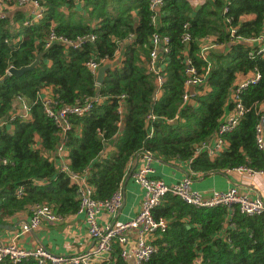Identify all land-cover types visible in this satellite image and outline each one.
Masks as SVG:
<instances>
[{
  "label": "trees",
  "instance_id": "1",
  "mask_svg": "<svg viewBox=\"0 0 264 264\" xmlns=\"http://www.w3.org/2000/svg\"><path fill=\"white\" fill-rule=\"evenodd\" d=\"M39 1L45 10L38 20L25 23L28 16L20 6H10L0 16V223L8 224L9 217L20 211L29 214L36 202L63 215L78 209L76 186L53 157L61 141L70 167L86 172L97 198L109 197L118 188L143 148L164 161L186 160L231 105L236 74L253 68L261 78L242 92L247 110L226 134L228 147L213 158L200 152L189 166L202 174L240 164L264 168V152L254 135L264 103V55H249L251 46L229 41L226 30L229 16L237 25L236 34H259L264 30V0H206L198 7L188 0H163L155 23L149 0ZM7 2L12 5L14 0ZM244 14L249 18L240 19ZM52 28L68 37L90 32L94 39L76 48L59 42L44 47ZM154 31L169 37L168 50L159 56L165 63L159 95L152 94L155 74L147 66ZM185 33L190 34L188 40L183 39ZM205 36L225 46L210 50L207 90L196 95L195 103L181 105L184 58L197 70L204 69L199 41ZM39 53L33 68L21 74L7 71L30 64ZM90 57L113 62L100 84L85 64ZM43 88L50 89L57 107L81 103L86 97L92 98L91 106L82 114L69 113L70 125L61 133L37 96ZM21 99L29 105L28 117L20 115ZM150 111L157 117L151 120L153 132L147 137ZM153 215L165 217L167 227L154 232L155 249L139 264H264V211L248 215L237 206L231 212L224 204L196 206L167 193ZM3 263L37 261L29 256L14 263L6 256ZM112 263H123L117 244L109 259L94 264Z\"/></svg>",
  "mask_w": 264,
  "mask_h": 264
},
{
  "label": "built area",
  "instance_id": "2",
  "mask_svg": "<svg viewBox=\"0 0 264 264\" xmlns=\"http://www.w3.org/2000/svg\"><path fill=\"white\" fill-rule=\"evenodd\" d=\"M206 0H188L193 7H198ZM163 0H149V7L152 10V20L157 22V12L160 9ZM22 7L28 16L25 23L38 20L42 17L45 6L39 0H14L12 5H9L7 0H0V16L7 13L8 8ZM227 9V6L224 7ZM249 18L248 15L240 16V19ZM228 24L226 30L229 33V41H245L251 48L249 55H264V30L257 35L244 36L236 34L237 25L231 22V18H226ZM190 38L189 33H185L184 40ZM93 33L78 34L75 37H68L57 33L53 28L49 31L44 39V47L49 46L53 42H59L65 47H79L82 43L88 40H93ZM149 56L147 61L148 69L155 74L156 92L159 95L160 87L164 80V64L159 61L161 52L168 50L169 37L166 34H161L154 31L150 38ZM225 43L213 40L212 37L205 36L199 41V55L206 62V66H202L203 70H197L192 61L186 57L185 60V79L183 92L181 95V105L186 103H195L196 95L207 90L206 76L212 65L210 59V50L214 48H224ZM119 55V51H116ZM107 61L105 58L98 60L90 57L86 62V66L95 74L98 66ZM9 69V68H8ZM7 69V71H8ZM9 72V71H8ZM261 78V72L253 68L246 72H238L236 74L233 86L231 88L229 99L231 105L226 107L223 114L219 118V122L215 130L206 137L200 140L194 146L193 153L186 159L188 164V173L177 182L167 183L161 178L152 175V162L155 158L154 153L147 149H141L135 156L136 164L130 171L133 180L143 189L141 206L139 211L132 217L127 219L104 218L100 220L102 213H107L113 216L121 205L123 192L121 185L106 198H97L93 195V187L87 181L86 172L74 170L69 165V160L66 156V147L61 141L53 151V157L56 161V166L65 172L76 186L77 196L79 200L78 211L84 215L86 224V232L92 239L91 246L83 251L75 253H54L45 245L39 243L33 247L19 246L16 242L17 237L24 232L37 229L44 221H57L62 219L63 214L55 211L50 205L43 202L32 204L28 217L18 222L12 232L10 238L6 241H0V264L3 259L8 256L14 263L22 258L32 256L36 259L37 264H94L111 257V251L114 244L119 247V255L123 261H131L134 264H139L146 260L154 251V245L151 238L154 232L164 231L167 227V219L165 217H155L153 208L161 202L165 194L172 193L180 196L183 200L196 206H214L216 204H224L231 212L234 206L248 215H254L264 211V199L260 196H250L248 193L240 191L238 186L233 184L227 189L212 190L208 195L192 189L190 182L194 175L202 174L193 170L189 163L195 155L200 152H205L209 158H213L229 145L226 134L232 131L241 116L247 110L242 101V92L249 85L254 84ZM37 96L43 106L44 112L53 119L60 127L61 133L69 127L67 115L69 113L82 114L87 111L92 102L89 97L81 103L55 106L54 95L49 88H43ZM120 97H124L121 94ZM98 99V97H96ZM122 102V101H121ZM20 115L28 117L30 108L28 103L21 99ZM258 122L255 125L254 135L255 143L259 149L264 152V107ZM121 111V105L118 107ZM157 114L150 111L146 115V125L148 124L147 137L153 132V126L150 125L151 120H154ZM174 118H166L167 121H173ZM36 144V142L34 143ZM5 161V160H3ZM234 169L240 173L253 175L261 173V180L264 185V168L259 169L247 164H240L225 170ZM22 187H19L17 193H21Z\"/></svg>",
  "mask_w": 264,
  "mask_h": 264
},
{
  "label": "crops",
  "instance_id": "3",
  "mask_svg": "<svg viewBox=\"0 0 264 264\" xmlns=\"http://www.w3.org/2000/svg\"><path fill=\"white\" fill-rule=\"evenodd\" d=\"M264 107V103L260 105ZM134 165L136 159L133 160ZM134 167V166H133ZM130 167V171L133 169ZM152 175L161 178L167 183L177 182L188 173V164L181 158H173L164 161L155 157L152 162ZM130 171L122 181L121 190L123 198L117 212L111 216L102 213L100 220L104 218L127 219L134 216L140 209L143 195L142 187L137 184ZM261 173L249 175L240 173L234 169L210 171L204 174L194 175L191 178V188L208 195L212 190H224L235 184L240 191L248 193L250 196H260L264 199V185L261 180ZM27 211H20L9 217L7 228H0V241L10 238L19 221L28 217ZM16 242L19 246L33 247L36 244L45 245L54 253H75L88 249L92 244V239L86 232V224L82 212L76 210L73 213L63 215L57 221H44L32 231L21 233ZM113 264V263H112ZM122 264H134L131 261H123Z\"/></svg>",
  "mask_w": 264,
  "mask_h": 264
},
{
  "label": "water",
  "instance_id": "4",
  "mask_svg": "<svg viewBox=\"0 0 264 264\" xmlns=\"http://www.w3.org/2000/svg\"><path fill=\"white\" fill-rule=\"evenodd\" d=\"M40 56H41V53H39L30 64L23 65V66H20V67L10 66L9 69H8L9 73H11V74H21L24 71L33 68L38 63ZM112 65H113L112 61H105V62L101 63L98 66V68H97V70L95 72V82L97 84H100V83L103 82L105 74H106V70L108 68H110ZM155 92H156V87L153 90L152 94L155 95ZM7 227H8V224L0 223V228H7Z\"/></svg>",
  "mask_w": 264,
  "mask_h": 264
}]
</instances>
